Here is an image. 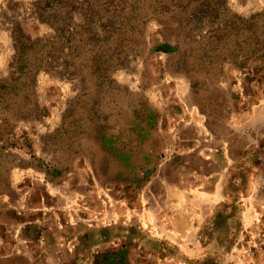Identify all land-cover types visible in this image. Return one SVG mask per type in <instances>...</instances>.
<instances>
[{
	"label": "rangeland",
	"instance_id": "rangeland-1",
	"mask_svg": "<svg viewBox=\"0 0 264 264\" xmlns=\"http://www.w3.org/2000/svg\"><path fill=\"white\" fill-rule=\"evenodd\" d=\"M263 15L0 0V264H264ZM13 27L46 45L28 75Z\"/></svg>",
	"mask_w": 264,
	"mask_h": 264
},
{
	"label": "trees",
	"instance_id": "trees-1",
	"mask_svg": "<svg viewBox=\"0 0 264 264\" xmlns=\"http://www.w3.org/2000/svg\"><path fill=\"white\" fill-rule=\"evenodd\" d=\"M48 8H50V6H47L45 10L39 9L38 12L40 13L41 20L43 22L45 21L50 26H55L58 18H63V20L71 21V16L69 14L70 12H68V10L66 9V6H63L64 14H60V16L56 12H50L51 10H48ZM198 15H200L199 20H202V19L208 18L210 15H212V13H210L209 10H207V12L199 10ZM197 17L198 16L196 13L192 16V18H195V19ZM260 20L261 22L264 23V15H263V18L252 17L251 26L257 25L260 22ZM11 32H12V36H13L14 43H15V59H14L15 65H13V69L17 71L16 73H19L21 75H28V73L32 72L33 70H37L40 68L41 65H44L42 63V60H43L42 58H43V53H44L43 48L46 45L43 46L41 44V41L39 40L32 41L31 39L25 38L24 36H22L20 31L16 27H13ZM66 34L68 35V37L65 38L66 43L69 44L71 41V38L69 37V35L72 36L71 30L66 29ZM253 35H256V34L253 33ZM251 37H252V34H251Z\"/></svg>",
	"mask_w": 264,
	"mask_h": 264
}]
</instances>
